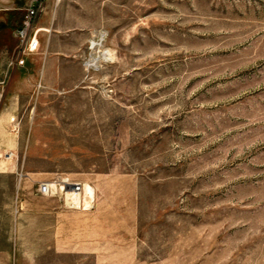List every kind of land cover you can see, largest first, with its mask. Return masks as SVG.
Here are the masks:
<instances>
[{
    "label": "rangeland",
    "instance_id": "374dc122",
    "mask_svg": "<svg viewBox=\"0 0 264 264\" xmlns=\"http://www.w3.org/2000/svg\"><path fill=\"white\" fill-rule=\"evenodd\" d=\"M49 3L74 87L14 85L0 32V264H264V0ZM58 177L90 215L6 236L21 192L65 204L36 190Z\"/></svg>",
    "mask_w": 264,
    "mask_h": 264
},
{
    "label": "crops",
    "instance_id": "0c3cea01",
    "mask_svg": "<svg viewBox=\"0 0 264 264\" xmlns=\"http://www.w3.org/2000/svg\"><path fill=\"white\" fill-rule=\"evenodd\" d=\"M26 1V0H25ZM29 1V0H27ZM53 5L49 3V0H44V7L43 10L39 13L37 18L38 26L42 28H48L51 26V18L49 17V12H52ZM22 19V18H21ZM20 21H15V17L12 16V12H5L4 13V20L3 25H0V32H8L10 37L7 38V41H3V46L1 49H5V47L10 46L15 40L14 38V29L20 24ZM13 41V42H12ZM47 48V53L43 55V50ZM58 48H55V32L52 29L49 33L42 31L39 33V49L28 55L25 61V65L23 67H16L14 68V72L12 74V83L17 86H26L32 87V89H36V82L42 81L44 86L47 85L53 88H72L75 86L73 84L75 82L71 81L70 84L64 85L65 81L69 79L64 77L61 73L60 66L61 60L57 52ZM6 50V49H5ZM58 53V54H57ZM66 89V88H65ZM37 90V89H36ZM20 91V90H18ZM0 173L6 174H14L13 169H3L0 170ZM91 188L92 190V197H93V188L89 184H85L84 187ZM50 197V196H48ZM86 202L89 204L85 205L84 208L78 207L81 210H75V208L67 207L65 204L61 203H52V204H44L42 203H35L34 208H30V205L34 203L28 202L26 196L23 192H21L20 197L16 198V201L13 203L15 208L10 211L12 215V221L10 223V231L7 232L6 236H24L21 229L25 227L26 219L25 217L27 213L35 215V235L34 236H43L44 235V224H43V217L44 214H50L52 217V236H61L60 235V226L66 225V222L62 221L61 218H77V217H85L89 216V212H84L83 209H90L94 208V204H91L88 200L85 199ZM81 202V201H80ZM85 203V202H84ZM80 204V203H79ZM89 207V208H87Z\"/></svg>",
    "mask_w": 264,
    "mask_h": 264
},
{
    "label": "built area",
    "instance_id": "2783aa9c",
    "mask_svg": "<svg viewBox=\"0 0 264 264\" xmlns=\"http://www.w3.org/2000/svg\"><path fill=\"white\" fill-rule=\"evenodd\" d=\"M43 7L44 0H30L24 7L21 22L13 32L16 44L7 62V67H23L27 56L39 49V33L48 31L37 24L38 15ZM37 87H40V84ZM36 190L41 195L64 198V203L73 208L80 204H76L67 192L80 196L83 192V184L68 177H58L52 181H41Z\"/></svg>",
    "mask_w": 264,
    "mask_h": 264
},
{
    "label": "bare ground",
    "instance_id": "6f19581e",
    "mask_svg": "<svg viewBox=\"0 0 264 264\" xmlns=\"http://www.w3.org/2000/svg\"><path fill=\"white\" fill-rule=\"evenodd\" d=\"M88 186V185H87ZM83 191L85 192L86 195H88L89 197H92V190L91 188L88 186V187H83ZM67 195L76 203V204H79L81 203V197L80 196H77V195H74V194H71L69 192H67ZM92 200V199H91ZM85 204L88 205L89 203L86 202L84 200Z\"/></svg>",
    "mask_w": 264,
    "mask_h": 264
}]
</instances>
